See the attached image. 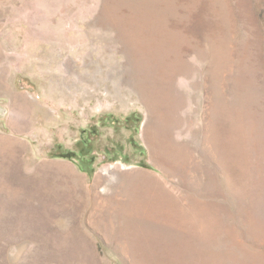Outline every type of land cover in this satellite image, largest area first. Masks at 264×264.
<instances>
[{"label":"rangeland","instance_id":"1","mask_svg":"<svg viewBox=\"0 0 264 264\" xmlns=\"http://www.w3.org/2000/svg\"><path fill=\"white\" fill-rule=\"evenodd\" d=\"M0 264H264V0H0Z\"/></svg>","mask_w":264,"mask_h":264}]
</instances>
